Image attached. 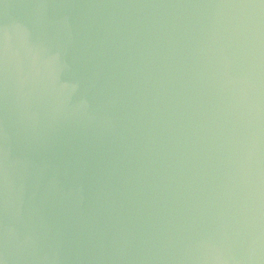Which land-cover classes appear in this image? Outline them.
<instances>
[{
    "label": "water",
    "instance_id": "1",
    "mask_svg": "<svg viewBox=\"0 0 264 264\" xmlns=\"http://www.w3.org/2000/svg\"><path fill=\"white\" fill-rule=\"evenodd\" d=\"M2 264H264V0H0Z\"/></svg>",
    "mask_w": 264,
    "mask_h": 264
},
{
    "label": "snow or ice",
    "instance_id": "2",
    "mask_svg": "<svg viewBox=\"0 0 264 264\" xmlns=\"http://www.w3.org/2000/svg\"><path fill=\"white\" fill-rule=\"evenodd\" d=\"M0 264H2V262H0Z\"/></svg>",
    "mask_w": 264,
    "mask_h": 264
}]
</instances>
